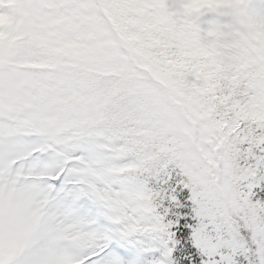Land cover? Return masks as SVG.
I'll list each match as a JSON object with an SVG mask.
<instances>
[{
    "label": "snow or ice",
    "instance_id": "obj_1",
    "mask_svg": "<svg viewBox=\"0 0 264 264\" xmlns=\"http://www.w3.org/2000/svg\"><path fill=\"white\" fill-rule=\"evenodd\" d=\"M0 264H264V0H0Z\"/></svg>",
    "mask_w": 264,
    "mask_h": 264
}]
</instances>
